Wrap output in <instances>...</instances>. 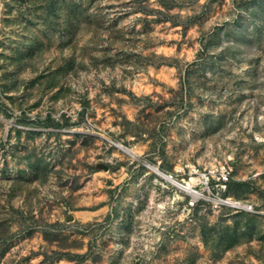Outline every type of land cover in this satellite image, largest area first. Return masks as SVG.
Masks as SVG:
<instances>
[{
    "label": "rangeland",
    "instance_id": "1",
    "mask_svg": "<svg viewBox=\"0 0 264 264\" xmlns=\"http://www.w3.org/2000/svg\"><path fill=\"white\" fill-rule=\"evenodd\" d=\"M224 157L259 212L146 165ZM0 264H264V0H0Z\"/></svg>",
    "mask_w": 264,
    "mask_h": 264
},
{
    "label": "built area",
    "instance_id": "2",
    "mask_svg": "<svg viewBox=\"0 0 264 264\" xmlns=\"http://www.w3.org/2000/svg\"><path fill=\"white\" fill-rule=\"evenodd\" d=\"M233 170V159L224 157L204 165L188 161L176 163L170 169L157 165L153 172L162 186L173 191L172 203L177 205L182 197L178 210L184 220H192L204 209L218 211L227 207L238 212H259L248 199L228 193Z\"/></svg>",
    "mask_w": 264,
    "mask_h": 264
},
{
    "label": "bare ground",
    "instance_id": "3",
    "mask_svg": "<svg viewBox=\"0 0 264 264\" xmlns=\"http://www.w3.org/2000/svg\"><path fill=\"white\" fill-rule=\"evenodd\" d=\"M117 147H119L120 149L126 151L127 153H129L131 156H136V154L138 153L137 150L134 149V147H126V146H123L122 144L120 143H117ZM150 168L153 170L156 169V165H149Z\"/></svg>",
    "mask_w": 264,
    "mask_h": 264
},
{
    "label": "trees",
    "instance_id": "4",
    "mask_svg": "<svg viewBox=\"0 0 264 264\" xmlns=\"http://www.w3.org/2000/svg\"><path fill=\"white\" fill-rule=\"evenodd\" d=\"M230 185V184H229ZM228 193H229V190H228ZM230 194V193H229ZM243 213H245V212H243Z\"/></svg>",
    "mask_w": 264,
    "mask_h": 264
}]
</instances>
